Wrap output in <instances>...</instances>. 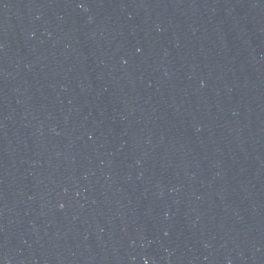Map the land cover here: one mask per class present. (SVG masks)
<instances>
[{
    "label": "water",
    "instance_id": "water-1",
    "mask_svg": "<svg viewBox=\"0 0 264 264\" xmlns=\"http://www.w3.org/2000/svg\"><path fill=\"white\" fill-rule=\"evenodd\" d=\"M0 160L22 264H264V0H0Z\"/></svg>",
    "mask_w": 264,
    "mask_h": 264
}]
</instances>
